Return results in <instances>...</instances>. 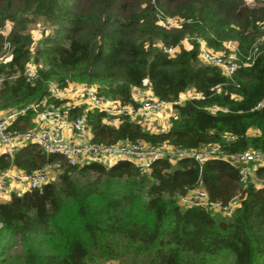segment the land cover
<instances>
[{
    "label": "trees",
    "instance_id": "16d2710c",
    "mask_svg": "<svg viewBox=\"0 0 264 264\" xmlns=\"http://www.w3.org/2000/svg\"><path fill=\"white\" fill-rule=\"evenodd\" d=\"M172 19L179 24L161 23ZM38 21L52 30L36 40ZM201 41L217 51L234 44L240 65L228 75L204 62ZM7 42L0 110L39 102L52 81L94 84L123 103L134 87L165 101L193 87L201 95L175 104L166 130L129 116L112 124L89 110L92 139L264 150V0H0V55ZM32 57L35 77L25 73ZM35 115L28 108L12 127L34 126ZM48 164L59 167L56 179L0 200V264H264V184L243 187L225 158L160 157L143 170L126 158L71 163L36 142L0 153V171ZM256 176L264 179V165ZM200 186L223 203L242 190L241 205L232 215L183 205L180 197Z\"/></svg>",
    "mask_w": 264,
    "mask_h": 264
},
{
    "label": "built area",
    "instance_id": "2783aa9c",
    "mask_svg": "<svg viewBox=\"0 0 264 264\" xmlns=\"http://www.w3.org/2000/svg\"><path fill=\"white\" fill-rule=\"evenodd\" d=\"M164 25H173V22L161 20ZM167 51L174 52L175 46H166ZM201 58L204 62L220 65L226 74L231 73L240 65L234 50L221 53L203 46ZM248 64V61L244 62ZM25 73L30 77L37 74L33 58L25 66ZM195 88H189L173 100L165 101L157 96L148 87H134L133 101L123 103L112 97L101 94L94 84L73 82L68 86H60L56 81L50 84V94L37 103L0 110V147L3 152L13 154L28 142L39 143L47 152L61 153L71 163L84 164L98 160L106 164H113L119 159L126 158L135 161L141 169H149L151 163L160 157H194L200 162L214 157L225 158L238 165L240 181L246 187L250 181L263 185L264 179L256 176L258 166L264 165V150L249 147L241 152H229L220 144L215 143L201 148H174L170 145L154 146L143 139L135 141L121 140L116 143H104L92 138L77 140L67 135L66 126L70 125L77 135L84 134L90 129L88 111L101 110L106 113L105 120L117 124L125 116L137 118L157 117L164 112V107L170 104L174 107L190 97L200 96ZM32 107L38 117L37 123L28 128L12 127L16 118ZM75 109H81L77 112ZM216 110V106L211 107ZM27 171L15 165L0 171V200L10 199L14 192L22 193L28 189L41 187L51 179L50 167ZM242 190L236 193L227 203L211 199L206 188L200 186L191 189L180 197L186 206H204L232 215L241 205Z\"/></svg>",
    "mask_w": 264,
    "mask_h": 264
},
{
    "label": "rangeland",
    "instance_id": "374dc122",
    "mask_svg": "<svg viewBox=\"0 0 264 264\" xmlns=\"http://www.w3.org/2000/svg\"><path fill=\"white\" fill-rule=\"evenodd\" d=\"M171 22L174 23L173 25L179 24V22L176 19H172ZM12 25L13 24H11V23L7 24V27L5 28L6 33H8L11 30ZM30 30L33 32V35L35 36L36 40H38L45 33V31H49V30L51 31L52 27L51 26L49 27L43 21H38L36 23H33L30 26ZM201 43H202V41H201ZM184 44L185 45H189L190 44L189 38H185L184 39ZM204 46H205V44H204ZM230 46H231V50H229V51L228 50H219V52L227 54L230 51H232L233 49H235V45L234 44L231 43ZM202 48H203V46L201 47V51H202ZM11 56H12V53H11L10 43L7 42V44H5V48L3 49L2 54L0 55V63L9 60L11 58ZM2 80H3V76L0 75V85L2 83ZM176 111H177L176 108L172 107L170 104H167L164 107V112H166L168 114V116H166V119L170 118V120H171L172 116L174 115V113ZM137 118H139L143 122L144 126L147 127L148 129H151L152 126L153 127L155 126L156 129H159V128L162 127V124H158V122H156V121H158L159 119L162 120L163 116H157V117H153V118H144L142 116H138ZM59 171H60V169H59V167L57 165H52L50 167L51 178L52 179H56ZM104 264H119V263L117 261H113V262H106Z\"/></svg>",
    "mask_w": 264,
    "mask_h": 264
},
{
    "label": "crops",
    "instance_id": "0c3cea01",
    "mask_svg": "<svg viewBox=\"0 0 264 264\" xmlns=\"http://www.w3.org/2000/svg\"><path fill=\"white\" fill-rule=\"evenodd\" d=\"M202 46H204L203 43H202ZM158 116H163V119L162 120L159 119L158 121H156V122H158V124H162V127L159 128V129H156L155 126L154 127L152 126L151 130H153V131H160V130H166V129H168L170 127V125H171L170 118L166 119V116H168V114L166 112H162ZM33 120H34V125H35L37 123V121H38V117H36V115H35V117L33 118ZM66 132H67V135L68 136L74 137L77 140H83L84 138H87V139L92 138V131H91V129H88L84 134L77 135L74 132L73 128L70 125H67L66 126ZM1 152H3V150L0 147V153Z\"/></svg>",
    "mask_w": 264,
    "mask_h": 264
}]
</instances>
